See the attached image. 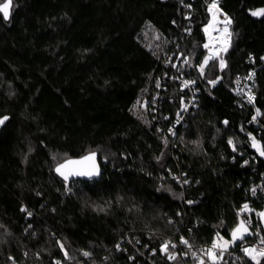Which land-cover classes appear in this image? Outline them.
Instances as JSON below:
<instances>
[{
  "label": "trees",
  "instance_id": "1",
  "mask_svg": "<svg viewBox=\"0 0 264 264\" xmlns=\"http://www.w3.org/2000/svg\"><path fill=\"white\" fill-rule=\"evenodd\" d=\"M214 1L12 0L0 13V264H194L183 240L232 239L264 181V15H252L264 0H217L230 45L201 74ZM172 50L183 73L166 65ZM181 73L197 101L172 140ZM95 152L100 179L56 174ZM243 235L224 262L264 264L242 254Z\"/></svg>",
  "mask_w": 264,
  "mask_h": 264
},
{
  "label": "built area",
  "instance_id": "2",
  "mask_svg": "<svg viewBox=\"0 0 264 264\" xmlns=\"http://www.w3.org/2000/svg\"><path fill=\"white\" fill-rule=\"evenodd\" d=\"M217 1V0H215ZM217 5L219 6L218 2ZM220 8V7H219ZM218 12L220 14V16L225 19V17H227L228 19H230L228 17V15L223 12L221 9H218ZM211 15L209 14V18L211 20ZM209 20V21H210ZM220 20V19H219ZM231 20V19H230ZM206 39V37H205ZM206 44V42H205ZM204 44V47H205ZM207 48V47H205ZM205 60V59H204ZM187 61L186 58H182L181 55H177L175 50H172L169 54L168 57V61H166V65L171 66V68L175 71L178 72H182L186 69L187 67V63L185 62ZM204 63V61H203ZM181 73V76L179 78H174V77H170V80H175L179 83L180 87L185 91V95L182 99L181 102V106L179 108V110L177 111L176 114V118H175V122L174 125L172 127H170L167 130V135L174 140L177 134V128L179 126H181L182 124L185 123L186 117L187 115L191 112L192 108L195 107L196 105V97H197V88H196V84L194 81L189 80L185 77L184 74ZM253 76V73L250 74V76L244 81V84L239 85V87L237 88V91L240 92L241 94H245L248 84L251 81V78ZM185 82H188L187 85L185 84ZM159 89L166 91L167 88L165 86H163L162 83L159 84ZM161 100V96L160 94L156 95L154 97V101L158 103V101ZM148 103L145 102V107ZM261 117V112L256 110L255 115L252 118V123L254 124H258L259 123V119ZM158 131L159 133H162L164 130L161 127H158ZM231 146L234 148L235 147V143L233 140H230ZM172 178L177 182L178 185L184 187L185 185V179L183 175H174L172 176ZM253 189H255V194H253ZM251 199L247 202H245L242 206L241 209L239 211L240 217L244 223L245 228L247 229V233L249 234V242H243L241 244V252L242 254H246L244 249L248 248L251 250H254L256 252V255H261V250H264V242H262V238H264V232L262 229V224H261V215H259L260 213H262L263 211V207H264V181L253 185L251 187ZM255 201L259 202L262 204V207L259 208L257 207L254 203ZM188 204H191V202L189 201ZM244 205H248V208L245 209ZM247 239V240H248ZM171 248L175 249L176 248V244H174L173 242L170 244ZM173 245L175 247H173ZM209 250H211L212 252H214V257H210L208 255ZM228 250H224V249H220L218 247H216L215 249H213V245L210 247H204V248H195L193 245L187 243L185 244V249L182 251V256L183 257H191L194 260V264H201V262H203V264H221V262H224V257L226 255V252ZM246 255L250 256V253H247ZM170 256H174V253H170ZM173 260V259H171ZM223 264H229V262L225 261Z\"/></svg>",
  "mask_w": 264,
  "mask_h": 264
},
{
  "label": "snow or ice",
  "instance_id": "3",
  "mask_svg": "<svg viewBox=\"0 0 264 264\" xmlns=\"http://www.w3.org/2000/svg\"><path fill=\"white\" fill-rule=\"evenodd\" d=\"M11 3H12V0H7V2H5L3 4H0V13L3 14V18L5 20L9 19V15H10L9 9H10ZM216 7H217L216 3H213L212 5H210V9L209 10L211 11V9L216 8ZM252 15H254V16L264 15V9H261V10H259L257 12H252ZM225 20H226L227 24L231 23V20H229L227 17H225ZM227 24H226V27L224 29L225 32H227ZM205 31H207V29H205ZM205 47H208V45H205ZM223 50L227 51V48L225 47ZM209 58L210 57L205 58L204 64H202L200 66L201 74H203L204 66L208 63V59ZM185 62L187 63V61H185ZM220 62H221V66L223 67L224 66L223 60L221 59ZM187 83L188 82H185L186 85H187ZM211 83H215V81H212ZM250 102H251V98H250ZM7 119H8L7 117H4L3 119H0V124H2L4 122V120H7ZM225 123H227V121H225ZM229 143L231 144L232 142L229 141ZM253 146H255V142H254ZM261 155H264V151L261 152ZM95 156H96L95 153H91L88 156H85V157L81 158L80 160H70V159L66 160L64 163L59 164L57 166L56 172L58 174H60L64 178L65 181H68L70 176H88V177H92L94 175H98L99 172H98V168H97V166L95 164ZM89 161L91 162L90 164L88 163ZM245 163H247V162H245ZM70 166H80V167H70ZM252 191H253V194H255V189H253ZM244 208L247 209L248 205H244ZM29 215H30V213H29ZM259 215L264 216V213H260ZM241 229H243V232H247V229L245 228L243 221H241L239 226L237 227V229H235L231 233L233 242H235L237 239H241L242 240L244 238V235H243V232H241ZM238 233H240V234L238 235ZM182 242L185 243V244L188 243L186 240H183ZM262 242H264V238H262ZM228 243H229L228 241H224L223 247L225 249L227 248ZM173 247H175V246L173 245ZM216 247H217V245L214 243L213 244V249H215ZM167 248H168V244L166 243L163 246V250L167 251ZM244 251L247 254V253H250L253 250L245 248ZM260 254L264 255V250H261ZM208 255L210 257H214L215 254H214V252L209 250ZM169 258L170 259H175L174 256H169ZM201 264H203V262H201Z\"/></svg>",
  "mask_w": 264,
  "mask_h": 264
},
{
  "label": "bare ground",
  "instance_id": "4",
  "mask_svg": "<svg viewBox=\"0 0 264 264\" xmlns=\"http://www.w3.org/2000/svg\"><path fill=\"white\" fill-rule=\"evenodd\" d=\"M215 16L217 17V19L219 21H222L224 24V29L226 27V20L223 19L218 10L215 13ZM212 18V17H211ZM216 20H214L213 18L211 19L210 24L206 25L204 28V32L206 34V39L208 44L211 46L209 48V54L206 58L210 57L208 59V63L215 57L219 56L221 54V52H223L224 48L228 47V35H229V25L227 24V32L224 31V29L220 28L217 24H216ZM205 29H207V31H205ZM207 45V44H205ZM205 61V60H204ZM207 63V64H208ZM204 64V63H203ZM207 64L204 66L206 67Z\"/></svg>",
  "mask_w": 264,
  "mask_h": 264
},
{
  "label": "water",
  "instance_id": "5",
  "mask_svg": "<svg viewBox=\"0 0 264 264\" xmlns=\"http://www.w3.org/2000/svg\"><path fill=\"white\" fill-rule=\"evenodd\" d=\"M5 2H7V0L5 1ZM4 2V3H5ZM3 4V3H2ZM12 4H13V2L11 3V6H10V9H9V12H10V15H9V19H10V16H11V11H12ZM8 19V20H9ZM263 151V148H262V145L260 144V145H255L254 147H253V152L257 155V157L260 159V160H262V161H264V155H261V152ZM89 154H91V153H89ZM89 154H87V155H85V156H88ZM95 154H96V156H95V164H96V166H97V168H98V172H99V174L98 175H94V176H92V177H88V176H70L69 177V179H68V181H66V182H70V181H72V180H83V181H89V182H93V181H95V180H98V179H100L101 178V176H102V174H103V169H102V166H101V164H100V161H99V154L98 153H96L95 152ZM85 156H83V157H85ZM83 157H80V158H72V159H70V160H80L81 158H83ZM69 160V159H68ZM65 162V161H64ZM63 162V163H64ZM89 164L91 163L90 161L88 162ZM62 164V163H61ZM70 167H80V166H70ZM57 168V167H56ZM56 168H55V172H56ZM66 171V170H65ZM56 174L58 175V176H60L62 179H64L60 174H58L57 172H56ZM262 213H264V207H263V211H262ZM261 224H262V229H263V232H264V216H261ZM245 234H246V236H247V238L249 237V234L247 233V232H245ZM235 242H239V239H237ZM250 255H251V257H254L255 255H256V252L253 250V251H251L250 252Z\"/></svg>",
  "mask_w": 264,
  "mask_h": 264
},
{
  "label": "rangeland",
  "instance_id": "6",
  "mask_svg": "<svg viewBox=\"0 0 264 264\" xmlns=\"http://www.w3.org/2000/svg\"><path fill=\"white\" fill-rule=\"evenodd\" d=\"M213 3H216V5H217V1H214V2H212V3H210V4L208 5V16H209V14H210V15L212 16V18H213L214 20H216V22H217L216 24H217L220 28L224 29V24H223V22H222V21H219V20L217 19V17L215 16V13L217 12V10L220 9L219 6L217 5V7L211 9V11L209 10V9H210V5H212ZM212 18H211V19H212ZM209 20H210V18H209ZM229 20H230V19H229ZM210 22H211V20L208 22V24H210ZM208 24H207V25H208ZM228 25H229V34H230V35H228V47H229V45H230V37H231V26H232V21H231V23L228 24ZM204 34H205V32H204ZM205 37H207L206 34H205ZM206 44L208 45V47L206 48V50H207V56H208V54H209V48H210L211 46L208 44L207 39H206ZM228 47H227V49H228ZM223 54H224V51L221 52V54H220L219 56L213 58L211 61L217 59L218 62H219V64H221L220 61H221V59L223 58ZM207 56H206V57H207ZM206 57H205V58H206ZM222 60H223V59H222ZM211 61H210V62H211ZM210 62L207 64L206 67H204V71L207 70V67H208V65L210 64ZM241 230L243 231V229H241ZM224 241H228V242H229V243H228V246H227L226 249L223 247ZM232 243H233L232 239H231V240H228V239H225V238H222V237H218V239L216 240V243H215V244H216L217 247L220 248V249L228 250V249L232 246Z\"/></svg>",
  "mask_w": 264,
  "mask_h": 264
},
{
  "label": "crops",
  "instance_id": "7",
  "mask_svg": "<svg viewBox=\"0 0 264 264\" xmlns=\"http://www.w3.org/2000/svg\"><path fill=\"white\" fill-rule=\"evenodd\" d=\"M226 51H224V53H225Z\"/></svg>",
  "mask_w": 264,
  "mask_h": 264
}]
</instances>
